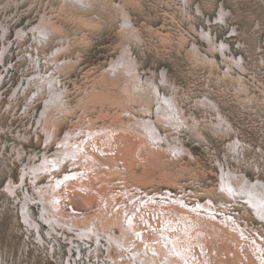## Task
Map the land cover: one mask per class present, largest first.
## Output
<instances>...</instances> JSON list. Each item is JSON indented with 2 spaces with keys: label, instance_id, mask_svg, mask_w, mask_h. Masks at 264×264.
<instances>
[{
  "label": "rangeland",
  "instance_id": "374dc122",
  "mask_svg": "<svg viewBox=\"0 0 264 264\" xmlns=\"http://www.w3.org/2000/svg\"><path fill=\"white\" fill-rule=\"evenodd\" d=\"M40 22L45 35L31 29ZM124 50L136 71L108 72ZM54 91L60 104L45 117ZM164 95L183 121H157ZM134 117L156 120L180 149L144 147L140 132L128 128ZM102 129H116L126 151L102 146ZM68 130H82L83 151L99 158L93 182L114 192L115 209L127 207L140 232L174 218L187 227L181 218L190 214L188 230L215 248L213 264H264V0H0V264H130L103 238L51 231L42 221L33 184L45 189L52 175L21 181L24 169L59 150ZM73 167L65 162L55 175L62 179ZM228 180L239 192L225 186ZM8 182L19 186L15 194ZM177 198L188 206L210 201L212 211L191 212L174 205ZM99 200L83 207L65 197L64 214L79 221L98 215ZM25 201L37 228L23 216Z\"/></svg>",
  "mask_w": 264,
  "mask_h": 264
},
{
  "label": "bare ground",
  "instance_id": "6f19581e",
  "mask_svg": "<svg viewBox=\"0 0 264 264\" xmlns=\"http://www.w3.org/2000/svg\"><path fill=\"white\" fill-rule=\"evenodd\" d=\"M78 1H82L84 3L86 0H78ZM31 29H37L43 35L47 34V30H49L48 26H46L44 23L41 22L37 25H34L33 28ZM118 66H122L123 69H126L127 71H132V72L136 71L135 62L129 56L127 50H124L119 58L112 59L110 61L107 71L114 72V70L118 68ZM51 85L54 86L53 84ZM53 94H50L49 99L46 100L45 109L43 111L45 117L49 115L48 110H50L51 107L60 104V103L59 104L56 103V101H53V99L58 100L61 93L59 94V92L56 93V91H54ZM161 99L165 101L166 105L163 104L164 106H162L161 103L160 106L161 110L159 109L157 110V121L168 122V123L169 122L175 123L178 121V119L183 121V116L180 115L179 109L175 105L174 100H172L171 97L170 98L166 97L165 95L162 96ZM57 102H59V100ZM134 118L135 119L132 122L128 123V128L133 129L132 133L134 132V130L135 132L138 131L140 132L139 136H141L144 139V144H143L144 147H148L149 145H152L153 149H155L156 147V149H161V150L167 149L169 151L180 149L179 146L172 145L167 141L166 138L164 139L162 133L159 131L158 126L156 125V120H152L149 117L148 118L134 117ZM106 130L107 129H102L103 133L96 132V135L102 134L101 136H97V137H102V139L104 140L101 143V145L103 146L108 143L110 146L113 145L116 146L118 151L119 149L122 148V151L125 152L126 150H124V147L122 146L123 142H125V138L114 136L113 133L116 131V129H111V131L109 132H104ZM81 131L78 133L75 132L74 130L66 131L64 136L58 141L59 150H57V152H55L54 155L47 156L43 154L39 166H35L33 164L28 167L30 171L28 170L26 171L24 169L22 173L21 181H23L26 174H29L30 178L35 179L36 181L37 178L42 175L43 171L53 176L54 181L50 180V182L44 185L45 189H41L40 186H36V183L33 184L34 187L37 190H39L40 193L39 194L40 199L38 200L42 205L40 218L44 223H46L50 227L51 231H56L57 229H64V230H68L69 232H77L76 236L81 239L87 237L90 239L95 238L100 241L103 238L107 242V244L110 245L111 247L116 246L117 248L122 250V252L126 253L127 259L130 264H213L214 263L213 250L215 248L214 249L210 248V246H208L209 243L206 245V243H204L203 240L198 236L197 232L192 233L191 231L188 230L189 229L188 226H190L191 223L194 222V221L191 222L193 218L190 217V214H186L184 211L177 210V213L180 216H184V214H186V216L181 219L185 224L187 223V227H184L181 224L178 225V221L176 222V218H174L168 220L167 224L162 222L161 228L160 229L158 227L154 228L155 230H153V232H150V230H147L145 232L144 231L140 232L139 228L135 226L134 220H132V218L130 217L129 219H127L128 217L127 207L122 205L115 209V205H118V203L115 200L114 192L109 190L110 192V197H109V192L107 193L103 188H98L97 183L95 184L91 178L90 175L91 171H93V174L95 176H98L99 172L98 169H96L98 168V166L97 164H95L97 163L95 161H97V159L99 158L96 156L97 154L94 155L87 153V151L86 152L83 151V149L86 147V143L84 142L83 138H81L80 140L77 139L80 133H82ZM87 132L93 134L94 131L88 129ZM109 138L111 140L110 142H109ZM164 141H167L168 147L166 146L164 147L162 145ZM88 148L89 147H87V149ZM125 155L121 154V156L123 157H118V158L123 162L124 160L125 162H127ZM68 161H71L74 167L71 168L68 172H64L63 174L64 177L62 179L60 177H57L55 175V171L59 170L60 167H63L64 163ZM113 173L119 174L118 170L115 172L114 170L109 169L108 175ZM126 174L127 172H122L121 175L125 176ZM227 176H229V174H227ZM230 181L231 180H228L225 183V186H228L230 190L233 189L239 192V190H237V187H235ZM256 181L257 183H260L259 180ZM256 181H252V182H256ZM54 182L56 183V186H54L55 185ZM241 184H245V181H241L237 184L239 188H241L240 187ZM247 187L245 186L246 191H248ZM18 188L19 186L12 184L11 182H8L5 186L7 192L11 194H15ZM56 188L57 190H55ZM65 188L67 190H70L69 192H73L72 193L73 198H71L72 194L70 195L69 193L65 194L64 196L63 191L65 190ZM241 191L242 189L240 190V192ZM65 197H69L70 200L69 204L81 205L83 207L84 206L92 207L93 204L92 202H94L95 199H100L99 200L100 205L98 206L99 211L97 213L98 215L95 216L91 215L90 218L89 216L82 217L81 221H79L78 216L65 215L62 206ZM250 197L251 196L249 195L248 198L249 201H250ZM75 198H77V200ZM151 202L154 203L155 205H160L159 201L152 200ZM260 202L263 203V205L259 206V210L261 211L262 216H264L263 197L260 200ZM260 202L256 200L255 203L260 204ZM177 203L179 205H182V207H186L187 209H190L191 212L197 214H203L200 211H208V212L212 211V208H210L209 205L210 201L209 203L198 202L196 206H188L180 198L174 199V205H178ZM22 208L23 209L21 210H23L22 211L23 216L26 219H30V215L27 212L28 207L26 201L23 202ZM168 209L170 211L173 210L172 207H168ZM184 218L186 219V221L184 220ZM190 218L191 220L188 222V219ZM31 220L32 219L28 220L29 221L28 223L37 228L38 223L35 221L31 223ZM203 224L204 223H202V225ZM140 226H146V225L142 224ZM115 228L119 229L118 234L115 231ZM230 228L234 229L233 226H230ZM223 229H225V227ZM81 231H83L84 233H82ZM116 260L119 261L118 258H116ZM117 261L115 262V264H122L121 262L118 263ZM247 264H255V263L251 261L250 263Z\"/></svg>",
  "mask_w": 264,
  "mask_h": 264
}]
</instances>
